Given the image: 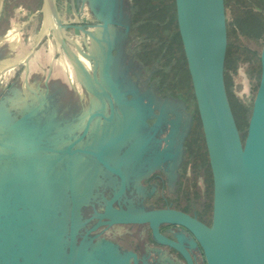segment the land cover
Listing matches in <instances>:
<instances>
[{"label":"water","instance_id":"1","mask_svg":"<svg viewBox=\"0 0 264 264\" xmlns=\"http://www.w3.org/2000/svg\"><path fill=\"white\" fill-rule=\"evenodd\" d=\"M79 1L100 22L92 31L113 29V0ZM175 1L213 176L211 227L142 206L141 180L161 168L163 141L141 131L147 128L145 114L134 99L125 128L115 129L113 113L96 108L97 88L105 95L113 87V57L105 48L92 46L102 58L91 76L66 84L62 70L51 73L35 64L10 29L0 36V264H195L175 235L174 242L159 239L162 223L189 231L193 242L186 240L196 255L201 250L206 264H264V41L242 141L223 79L224 0ZM178 112L175 131L165 139L166 159L173 152L169 143L176 144L175 165L192 118L184 104ZM135 223H148L183 262L158 248L146 249L139 259L122 250L124 226Z\"/></svg>","mask_w":264,"mask_h":264},{"label":"flooded vegetation","instance_id":"2","mask_svg":"<svg viewBox=\"0 0 264 264\" xmlns=\"http://www.w3.org/2000/svg\"><path fill=\"white\" fill-rule=\"evenodd\" d=\"M224 4L227 48L223 79L232 109L229 81L234 88L240 86V90L247 85L248 94L254 99L260 79L261 51L257 53L247 48L246 62L241 66L237 63L234 70L230 69L226 0ZM254 12L253 14L263 22L260 32H255L249 27L242 29L239 24L233 25L232 31L238 36L242 35L243 31L248 42H258L263 46L264 10L255 8ZM112 17V30L94 32L92 29L100 22L86 5H81L79 0H0V36L10 29H15L23 45L29 47L31 59L35 64L45 67L51 73L54 68L57 73L62 70L63 83L66 84L68 81L80 84L83 81L80 77L85 73L91 76V68L96 70L97 64L100 67L102 58L92 46L97 49L105 48L113 57L110 72V75H113V87H110V92L107 90L105 95L99 91L100 86L97 88L96 108L100 113L102 108L105 109L106 114L113 113L114 123L117 125L115 129L122 124L119 128H125L129 121V102L134 99L138 101V106L142 107L145 114L144 121L147 128L142 127L141 131L151 133L153 140L163 141L161 145L158 143L159 148L163 147L162 153L160 152L161 168L141 180L144 188L142 206L152 212L179 213L210 228L213 216V176L185 50L178 29L176 1L113 0ZM92 18L96 20L95 23L92 22ZM255 59H258V74L253 73L257 68L254 67ZM180 67L189 78L186 88L180 86L178 73ZM250 67L255 69L250 71ZM22 71L23 67H19L16 76ZM97 82L101 84V75ZM118 92L121 93V102L117 99ZM238 94L239 92L234 91L235 97L239 98ZM182 104L185 105L186 114L192 117L191 128L183 144V157L180 163L175 165L172 156L176 155V144L172 146V143H169L168 147L173 149V152L169 157L171 159H166L168 157L165 158V139L167 133L175 131L172 130V125L176 124ZM234 119L243 141L246 135L241 133L235 116ZM157 123L162 125L158 129L154 126ZM248 123L249 120L245 132ZM166 125L170 128H166ZM116 155L118 157L124 154L116 153ZM150 155H153L151 151ZM124 227L128 233L121 236L119 246L122 250L135 254L137 259L146 252V249L158 248L179 262H183L179 253L160 241L174 242L175 235L181 240L182 247L194 258L195 264H206L202 260L201 250L199 249L196 255L189 241L186 240L193 242L190 232L181 227L168 223L160 224L157 227L160 240L154 237L148 223L126 224Z\"/></svg>","mask_w":264,"mask_h":264},{"label":"rangeland","instance_id":"3","mask_svg":"<svg viewBox=\"0 0 264 264\" xmlns=\"http://www.w3.org/2000/svg\"><path fill=\"white\" fill-rule=\"evenodd\" d=\"M263 0H226V11H227V21L229 23V46H228V64L230 69L237 67L238 65H243L246 62L248 56L247 48H251L257 53H260L262 45L260 43L248 42L247 36L242 31V35L238 36L234 31H232L233 25H240V28H252L255 32H260L262 29V21L254 15V9L258 8L264 10ZM254 13V14H253ZM253 14V16H251ZM257 68L253 71V68H249L250 71L259 73L258 59L254 61ZM181 69V67H180ZM232 70V71H233ZM248 72L249 70L246 69ZM231 71V72H232ZM180 74V86L186 88L188 85V76L183 69L179 72ZM258 76V75H257ZM236 77V75H234ZM240 78V77H239ZM244 83H246L244 81ZM234 91L239 92V98L234 96ZM229 98L232 106V113L236 117L238 125L241 128V133L246 135L245 128L247 122L251 115L253 97L248 94L247 85L243 86L240 90V86L233 87L232 82L229 81Z\"/></svg>","mask_w":264,"mask_h":264}]
</instances>
